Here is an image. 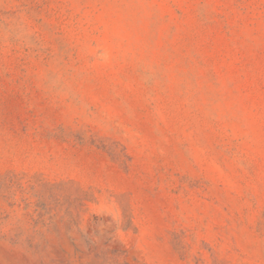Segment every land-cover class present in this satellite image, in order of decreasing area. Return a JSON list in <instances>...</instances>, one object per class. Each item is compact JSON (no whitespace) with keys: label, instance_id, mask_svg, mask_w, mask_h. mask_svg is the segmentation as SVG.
Returning <instances> with one entry per match:
<instances>
[{"label":"rangeland","instance_id":"1","mask_svg":"<svg viewBox=\"0 0 264 264\" xmlns=\"http://www.w3.org/2000/svg\"><path fill=\"white\" fill-rule=\"evenodd\" d=\"M0 264H264V0H0Z\"/></svg>","mask_w":264,"mask_h":264}]
</instances>
